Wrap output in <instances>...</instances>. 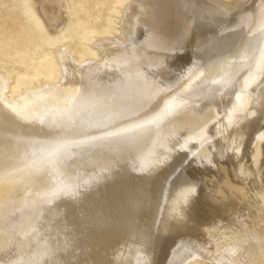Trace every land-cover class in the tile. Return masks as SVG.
Here are the masks:
<instances>
[{
	"label": "bare ground",
	"instance_id": "obj_1",
	"mask_svg": "<svg viewBox=\"0 0 264 264\" xmlns=\"http://www.w3.org/2000/svg\"><path fill=\"white\" fill-rule=\"evenodd\" d=\"M25 1L59 44L43 77L0 62V264H264V0H125L85 35Z\"/></svg>",
	"mask_w": 264,
	"mask_h": 264
},
{
	"label": "rangeland",
	"instance_id": "obj_2",
	"mask_svg": "<svg viewBox=\"0 0 264 264\" xmlns=\"http://www.w3.org/2000/svg\"><path fill=\"white\" fill-rule=\"evenodd\" d=\"M124 1L67 0L69 20L58 35L116 30L119 17L116 11ZM41 22V17L33 15L25 0H0V62L11 69L15 80H32L50 74L52 67L42 68V57L59 43H51L57 34H51ZM88 58L83 57L82 61Z\"/></svg>",
	"mask_w": 264,
	"mask_h": 264
}]
</instances>
